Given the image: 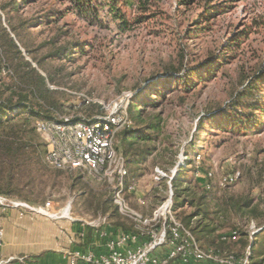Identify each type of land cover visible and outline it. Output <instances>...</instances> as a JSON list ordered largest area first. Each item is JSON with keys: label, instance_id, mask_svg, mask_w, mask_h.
Masks as SVG:
<instances>
[{"label": "rangeland", "instance_id": "1", "mask_svg": "<svg viewBox=\"0 0 264 264\" xmlns=\"http://www.w3.org/2000/svg\"><path fill=\"white\" fill-rule=\"evenodd\" d=\"M263 21L264 0H0V77L14 88L20 82L46 118L103 115L129 93V124L115 147L125 159V181L137 182L126 195L130 206L149 214L170 184L182 222L191 215L190 227L199 220L215 227L209 239L237 229L231 249L241 250L264 226V110L256 107H264ZM237 35L245 40L228 46ZM126 131L148 138L133 137L126 148ZM43 165L35 184L23 180L9 197L34 207L51 201L50 216L35 215L67 221L72 235L78 219L103 215L86 208L83 185L93 186L96 198L111 197L113 180L53 169L45 153ZM233 171L239 179L220 187L219 178ZM78 176L83 184L74 182ZM68 204L77 220L54 217ZM85 237L99 243L94 250L101 247L92 231Z\"/></svg>", "mask_w": 264, "mask_h": 264}, {"label": "built area", "instance_id": "2", "mask_svg": "<svg viewBox=\"0 0 264 264\" xmlns=\"http://www.w3.org/2000/svg\"><path fill=\"white\" fill-rule=\"evenodd\" d=\"M129 93H122L117 103L109 106L103 115L90 118L72 115H55L37 120L35 130L45 146V162L53 169L80 170L98 179H111V201L118 214L130 224L129 229L113 227L107 214L97 219L85 221L78 219L79 228L74 235H67V247L62 255L68 264H250L251 250L246 247L236 255L231 251L215 248L198 240L189 226L176 216L173 209L171 185L165 199L149 214L132 208L126 195L135 192L137 182L131 178L125 181L129 173L125 159L115 149L116 134L129 124L127 104ZM124 101V104L122 102ZM200 158L196 156V160ZM198 164V161H196ZM196 174L198 175V165ZM157 180L162 172L156 169ZM208 180L212 173L207 171ZM240 177L239 171L223 175L218 180L220 187L235 183ZM210 182L205 188L209 189ZM138 202H142L140 198ZM53 203L46 201L42 206L34 207L27 202L0 195V209L28 210L34 214L50 216ZM65 211H56L54 217H66L70 213V204ZM253 228V225H251ZM92 231L99 244L86 241V234ZM252 231L251 234H254ZM238 237L235 230L221 234L220 239ZM3 241V229L0 226V246ZM81 246L75 248V244ZM23 257L0 258V264H12Z\"/></svg>", "mask_w": 264, "mask_h": 264}, {"label": "trees", "instance_id": "3", "mask_svg": "<svg viewBox=\"0 0 264 264\" xmlns=\"http://www.w3.org/2000/svg\"><path fill=\"white\" fill-rule=\"evenodd\" d=\"M114 19L117 20L118 26H120V24L124 26L126 23L124 16L120 13H115ZM192 30L196 31L198 28L194 27ZM238 35L243 34L240 33ZM238 35L235 36L237 38L229 41L228 46L233 45L234 42L240 44L245 40L244 38H238L241 37ZM174 72L178 73L179 70H175ZM16 85L17 87L15 88L12 85L8 86L0 77V195L6 197L17 196L16 191L19 189L20 183L23 180L28 181L26 184L31 181L32 184H35V180L41 177L43 175L42 171H44L43 156L45 153V146L35 130V123L37 119L46 118L47 116L40 110V108H42L40 103H36L37 107H35L36 104L30 101L28 93L20 88L22 84L18 82ZM256 107L262 111L264 110V107L261 105ZM138 110L140 109H136V111ZM154 128L155 127H152V129ZM133 137H135V139H142L143 141L148 138V135L133 136L130 134V131H126L121 137L122 145L124 143L126 148L132 146ZM74 182L80 184L84 183L82 182L81 176L76 177ZM39 184H41V182ZM83 187L85 192H87L84 205L86 208H89L94 215H104L110 211V216L113 218L115 217L113 221L114 226L122 229L130 228V224L127 225L118 214L117 208L112 204L110 196L96 198L94 193L96 190L93 186H90L89 183H84ZM198 214L199 213H197V215ZM191 217V215L184 217L186 221L184 224L186 226L190 227L189 223ZM201 222L202 221L199 220L197 225L190 227L198 240L203 241L202 239H206L208 240V244L206 245L231 251L236 255L243 252L245 248L249 246L252 254L250 264H264V226H261L259 230L254 233L255 235L253 238L251 237V242L244 244L241 250H236L231 249V247L240 240L239 230L232 229L235 230L238 235L235 240L231 238L222 240L219 238L220 235L215 237V239H209V235L215 230V227H209L208 224H202Z\"/></svg>", "mask_w": 264, "mask_h": 264}, {"label": "crops", "instance_id": "4", "mask_svg": "<svg viewBox=\"0 0 264 264\" xmlns=\"http://www.w3.org/2000/svg\"><path fill=\"white\" fill-rule=\"evenodd\" d=\"M23 212L19 209L2 212L0 209V226L3 229L0 258H27L24 261L15 260L12 264H68L62 255V250L67 247L68 222H53Z\"/></svg>", "mask_w": 264, "mask_h": 264}]
</instances>
